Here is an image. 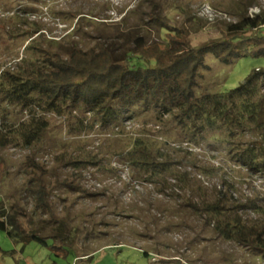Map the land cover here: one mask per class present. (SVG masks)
Here are the masks:
<instances>
[{
  "label": "rangeland",
  "instance_id": "374dc122",
  "mask_svg": "<svg viewBox=\"0 0 264 264\" xmlns=\"http://www.w3.org/2000/svg\"><path fill=\"white\" fill-rule=\"evenodd\" d=\"M202 3L226 12L231 22L205 20L199 15ZM260 4L261 0H0V70L16 72L37 57L35 50H24L28 41L61 54L74 45L98 49L99 43L116 55L133 54L136 37L160 43L163 28L176 26L192 45L203 44L219 38L221 28ZM205 62L210 69L198 89L207 86L212 93L236 87L252 70L264 68V56L226 63L207 54ZM33 107L7 103L0 94V201L23 206L35 219V235L25 243L9 238L0 222L1 248H15L22 255L15 262L0 254V264H264L261 251L226 239L217 227L237 215L249 225L264 222L263 211L229 209L230 203L236 201V206L246 198L264 205V177L239 173L222 153L184 138L168 115L157 123L152 109L139 106L120 125L85 129L76 111L59 115ZM31 109L39 118L31 120ZM35 124L42 127L26 142L19 130H35ZM137 136L156 140L186 181L167 177L150 182L123 161L120 152ZM200 163L223 168L203 176ZM33 175H39L48 191L47 211L35 207L29 191ZM222 195L225 214L203 209V203Z\"/></svg>",
  "mask_w": 264,
  "mask_h": 264
},
{
  "label": "trees",
  "instance_id": "16d2710c",
  "mask_svg": "<svg viewBox=\"0 0 264 264\" xmlns=\"http://www.w3.org/2000/svg\"><path fill=\"white\" fill-rule=\"evenodd\" d=\"M263 27L264 11L253 16L241 14L236 22L220 29L219 38L192 45L181 28L165 26L162 42L148 44L142 36L136 37L134 53L123 55L114 54L103 43L97 45L98 49L87 50L74 45L61 54L48 45L28 41L24 50H35L37 57L16 72L0 70V94L7 103L15 101L25 108L41 106L59 115L76 111L85 129L120 125L130 120L139 106L152 109L157 123L168 115L184 138L222 153L239 173L264 177V68L252 70L233 88L215 93L205 89L207 86L198 89L204 72L210 69L205 62L207 54L226 63L240 57L264 56ZM246 32L250 34L244 37ZM32 109L31 120L35 116ZM34 126L35 130H19L26 142L42 127ZM120 155L147 181H164L167 177L186 181L185 173L174 168L171 157L148 136L134 137ZM222 168L198 165L203 176L215 175ZM29 185L35 207L47 211L48 191L39 175L31 176ZM223 198L203 203V209L217 216L225 214ZM239 202L236 206V201L230 203L229 209L247 207L264 212V205L255 199ZM1 221L12 240L25 243L35 235L34 217L17 203L5 206L0 201ZM247 223L237 215L217 227L226 239L251 245L264 254V222ZM0 254L11 256L15 262L22 258L15 248L0 246Z\"/></svg>",
  "mask_w": 264,
  "mask_h": 264
},
{
  "label": "built area",
  "instance_id": "2783aa9c",
  "mask_svg": "<svg viewBox=\"0 0 264 264\" xmlns=\"http://www.w3.org/2000/svg\"><path fill=\"white\" fill-rule=\"evenodd\" d=\"M261 8H264V0H261L260 6L256 5V6L252 7L251 9H249L248 15L253 16V15H256L258 13H261ZM199 10H200L199 15L209 22H213V21H216L218 19L224 20V21L227 20V21L231 22L230 21L231 17L226 12L215 10V9L211 8L210 5L207 3L206 4L202 3V6L200 7ZM0 12H1V9H0ZM233 22H236V21H233Z\"/></svg>",
  "mask_w": 264,
  "mask_h": 264
}]
</instances>
